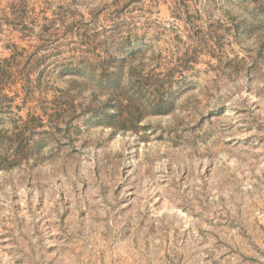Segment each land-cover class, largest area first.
I'll return each instance as SVG.
<instances>
[{
  "label": "rangeland",
  "instance_id": "rangeland-1",
  "mask_svg": "<svg viewBox=\"0 0 264 264\" xmlns=\"http://www.w3.org/2000/svg\"><path fill=\"white\" fill-rule=\"evenodd\" d=\"M112 56L173 110L85 115ZM0 264H264V0H0Z\"/></svg>",
  "mask_w": 264,
  "mask_h": 264
},
{
  "label": "trees",
  "instance_id": "trees-1",
  "mask_svg": "<svg viewBox=\"0 0 264 264\" xmlns=\"http://www.w3.org/2000/svg\"><path fill=\"white\" fill-rule=\"evenodd\" d=\"M126 60V58L112 56L96 62L85 61L82 63L81 70L83 101L86 104L84 114H90L91 118L98 119L107 127L118 131L137 130L141 112L166 115L174 108L170 98L161 97L156 100L151 93H149L150 97H146L144 93L149 92L152 88L151 84L145 87L146 82H143L142 87V82H137L140 80L138 77L141 71L134 67L133 62H130L127 71H124ZM18 65V62L12 65L8 61L5 67L7 74H10L13 67ZM124 78L127 80L126 85ZM37 86L41 88L40 77ZM120 89H122L121 92ZM134 93L139 97V108L134 103L135 97L132 96Z\"/></svg>",
  "mask_w": 264,
  "mask_h": 264
}]
</instances>
